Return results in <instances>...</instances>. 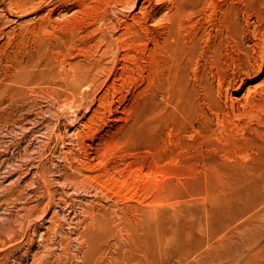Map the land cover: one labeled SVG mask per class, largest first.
<instances>
[{
  "label": "rangeland",
  "instance_id": "1",
  "mask_svg": "<svg viewBox=\"0 0 264 264\" xmlns=\"http://www.w3.org/2000/svg\"><path fill=\"white\" fill-rule=\"evenodd\" d=\"M0 264H264V0H0Z\"/></svg>",
  "mask_w": 264,
  "mask_h": 264
}]
</instances>
